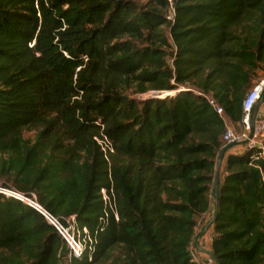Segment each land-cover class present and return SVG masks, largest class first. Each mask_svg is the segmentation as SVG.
Wrapping results in <instances>:
<instances>
[{
    "label": "trees",
    "instance_id": "16d2710c",
    "mask_svg": "<svg viewBox=\"0 0 264 264\" xmlns=\"http://www.w3.org/2000/svg\"><path fill=\"white\" fill-rule=\"evenodd\" d=\"M171 1L173 20L169 0H0V187L97 230L91 260L68 264H196L225 125L195 91L241 123L264 69V0ZM221 168L210 260L264 264V155L230 153ZM64 258L42 214L0 194V264Z\"/></svg>",
    "mask_w": 264,
    "mask_h": 264
},
{
    "label": "built area",
    "instance_id": "2783aa9c",
    "mask_svg": "<svg viewBox=\"0 0 264 264\" xmlns=\"http://www.w3.org/2000/svg\"><path fill=\"white\" fill-rule=\"evenodd\" d=\"M170 1L169 14L166 16L168 20H173L174 9L172 6V1ZM182 90V89H181ZM198 95L204 96L216 113L221 117L224 122L225 130L222 135V141L224 145L235 143L232 148L235 149V154H240L243 152H250L251 158L258 160L264 155V114L259 112V110L254 114V107L258 100L261 98L264 92V76L254 83L252 88L247 92L242 101V119L240 123V129L236 130L233 124L230 122L228 117L225 115L224 110L220 107L215 100L202 91H195ZM253 120V131L250 136V121ZM104 157L107 159L108 152H112V146L110 141L105 137H95ZM231 148V147H230ZM261 178L264 180V171L261 170ZM102 199L105 205L110 207L114 218L117 220V212L113 201H111L106 189L100 190ZM0 194L5 196H10L18 199L25 204L31 206L42 216L45 220L56 230L57 234L60 236L66 248V261L69 263L72 259H82L86 257L91 260L93 253L96 250L97 244V230L91 231L86 225H82L78 220L76 215H69L66 217L56 218L50 215L37 201L36 195L31 193L30 195L22 194L10 189L0 187ZM108 212L100 217L101 224H105L108 219ZM101 225V226H102ZM99 229H102L100 227ZM198 250V249H197ZM196 250L192 247L190 248L191 259L196 264H203L196 257Z\"/></svg>",
    "mask_w": 264,
    "mask_h": 264
},
{
    "label": "water",
    "instance_id": "95a60500",
    "mask_svg": "<svg viewBox=\"0 0 264 264\" xmlns=\"http://www.w3.org/2000/svg\"><path fill=\"white\" fill-rule=\"evenodd\" d=\"M263 97H264V92L261 96V98L258 100L257 104L255 105L254 107V114H256V112L259 110V107L261 106L262 104V100H263ZM250 136L252 134V131H253V120L250 121ZM235 143H230V144H227V145H224L219 154H218V158H217V164H216V172H215V179H214V203H215V207H214V211H213V214L211 216V218L206 222V224L204 225L203 229L201 230L200 234L196 237L195 239V246L196 248L199 250V252H203V253H206L208 254L213 260H215L212 252L209 250V249H206L202 246L199 245V240L201 238V236L207 231V229L211 226L213 220H214V217L217 213V198H218V187H219V169H220V166H221V163H222V160H223V157L226 153V151L234 146ZM216 264H218L217 261H215Z\"/></svg>",
    "mask_w": 264,
    "mask_h": 264
},
{
    "label": "rangeland",
    "instance_id": "374dc122",
    "mask_svg": "<svg viewBox=\"0 0 264 264\" xmlns=\"http://www.w3.org/2000/svg\"><path fill=\"white\" fill-rule=\"evenodd\" d=\"M135 1L143 4V3L147 2L148 0H135ZM162 27L165 29L166 34L168 35V29L165 28V25H162ZM168 37H169V35H168ZM169 39H170V37H169ZM168 51H171V48H169ZM168 61H171V59L168 58ZM258 75H259L258 78L263 77L264 76V69L259 71ZM184 87L193 88L195 90V87L193 85H186V86H180L177 89L172 90V91H152V90H149V91H147L145 93H142V94H133V92L130 89V90L127 91V94H129L131 97H134V98H136L138 100H146V99H151V98H164L165 96H173L177 91H179L181 89H184ZM233 126H234V128L236 130H239L240 127H241L240 124H233ZM24 137L27 138V139H33L34 138V132L33 131H26V132H24ZM234 150L235 149H231L230 153L234 152ZM221 171H222V168L219 169V173ZM213 200L214 199L212 197H210V203H213ZM204 217H206V215ZM196 230H197V232L200 231V230L198 231V227H197ZM194 245H195V241H194ZM193 248H194V246H192V249ZM196 257L203 264H207L204 259H201V258L198 257V254H196ZM65 260L66 259L64 258V260H62L60 264H68L67 261H65Z\"/></svg>",
    "mask_w": 264,
    "mask_h": 264
},
{
    "label": "crops",
    "instance_id": "0c3cea01",
    "mask_svg": "<svg viewBox=\"0 0 264 264\" xmlns=\"http://www.w3.org/2000/svg\"><path fill=\"white\" fill-rule=\"evenodd\" d=\"M259 112H262L263 114H264V106L261 104V106L259 107ZM238 147H236V148H229L227 151H226V153H225V155H224V158H223V160H222V163H221V165L224 163V159H225V156H227L228 154H230V150L231 149H237ZM232 153H235V151L234 152H232ZM220 168H221V166H220ZM199 232H201V230L199 231ZM211 234H212V232H211V229H208L202 236H201V238H200V240H199V245L200 246H202V247H204V248H206V249H209V244H210V238H211ZM198 257L199 258H201V259H204L205 261H206V263L207 264H212V260H210V256L208 255V254H206V253H203V252H199V250H198Z\"/></svg>",
    "mask_w": 264,
    "mask_h": 264
}]
</instances>
